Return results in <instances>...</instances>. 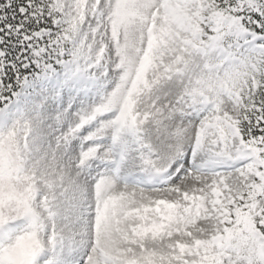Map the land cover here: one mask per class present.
<instances>
[{"label": "snow or ice", "instance_id": "snow-or-ice-1", "mask_svg": "<svg viewBox=\"0 0 264 264\" xmlns=\"http://www.w3.org/2000/svg\"><path fill=\"white\" fill-rule=\"evenodd\" d=\"M0 264H264V0H0Z\"/></svg>", "mask_w": 264, "mask_h": 264}]
</instances>
